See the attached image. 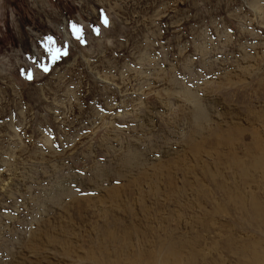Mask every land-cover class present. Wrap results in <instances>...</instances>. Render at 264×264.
<instances>
[{
    "label": "rangeland",
    "instance_id": "374dc122",
    "mask_svg": "<svg viewBox=\"0 0 264 264\" xmlns=\"http://www.w3.org/2000/svg\"><path fill=\"white\" fill-rule=\"evenodd\" d=\"M0 264H264V0H0Z\"/></svg>",
    "mask_w": 264,
    "mask_h": 264
},
{
    "label": "snow or ice",
    "instance_id": "6c2138e0",
    "mask_svg": "<svg viewBox=\"0 0 264 264\" xmlns=\"http://www.w3.org/2000/svg\"><path fill=\"white\" fill-rule=\"evenodd\" d=\"M105 25H107V23H108V21L105 19V20H103L102 21ZM73 33H74V35L76 36V38L77 39H80V35H79V33H80V29H78L75 25H73ZM81 42L83 43V41L81 40ZM59 55V52H57L55 55H54V59L56 58V56H58ZM41 70L42 71H44V72H47L48 71V69L46 68V67H41ZM27 76H28V78L29 79H31V73H28L27 74Z\"/></svg>",
    "mask_w": 264,
    "mask_h": 264
}]
</instances>
